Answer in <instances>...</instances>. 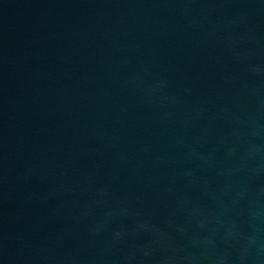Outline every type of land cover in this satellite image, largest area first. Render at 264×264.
Masks as SVG:
<instances>
[{
	"label": "water",
	"instance_id": "1",
	"mask_svg": "<svg viewBox=\"0 0 264 264\" xmlns=\"http://www.w3.org/2000/svg\"><path fill=\"white\" fill-rule=\"evenodd\" d=\"M0 264H264V0H0Z\"/></svg>",
	"mask_w": 264,
	"mask_h": 264
}]
</instances>
